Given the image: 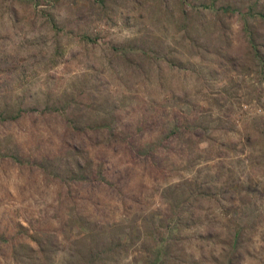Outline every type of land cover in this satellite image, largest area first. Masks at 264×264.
<instances>
[{"label":"rangeland","instance_id":"1","mask_svg":"<svg viewBox=\"0 0 264 264\" xmlns=\"http://www.w3.org/2000/svg\"><path fill=\"white\" fill-rule=\"evenodd\" d=\"M0 264H264V0H0Z\"/></svg>","mask_w":264,"mask_h":264},{"label":"trees","instance_id":"2","mask_svg":"<svg viewBox=\"0 0 264 264\" xmlns=\"http://www.w3.org/2000/svg\"><path fill=\"white\" fill-rule=\"evenodd\" d=\"M254 51L257 54L256 50H254ZM258 56H260V55H258ZM2 118H3V120L6 119V117H4L3 115H2ZM4 121H6V120H4ZM98 129H99L98 126H94V127H87V128H85V130L83 129L81 131H80V129H75V131L77 132V134L81 135L82 133L85 134V131H87V132L88 131L89 132H99ZM108 129H109L108 132H109V135H110V138H111V142L110 143L113 145V148H114L113 150H117L118 151V149L121 148V149H125L127 153H129V152L132 153V147L129 146L130 143L132 142L131 139L128 138L127 136H125V134H123V135H122V133L119 134L117 132V128H115V127H109ZM119 135H121V136L119 137ZM131 135H133V134H131ZM67 147H68L69 151H74V153L76 154V156H78V158L80 160H83L84 158L87 157L86 155L83 154V151H80L79 149H77L75 147H72L70 144H68ZM152 154L153 153H151V155ZM76 166H77L76 169H78V170H82L83 168H85V166L80 164L78 161L76 163ZM101 176H103V174H101ZM98 180H100V179L99 178L98 179L97 178L96 179L93 178V179H86L85 181L88 182V184L90 186H92V185H95L96 183H99ZM238 236H239V232L237 234H235L233 238H231L232 243H233V241H236L238 239ZM158 251H160V249L157 250V252Z\"/></svg>","mask_w":264,"mask_h":264}]
</instances>
